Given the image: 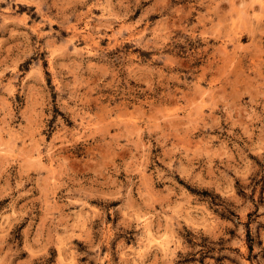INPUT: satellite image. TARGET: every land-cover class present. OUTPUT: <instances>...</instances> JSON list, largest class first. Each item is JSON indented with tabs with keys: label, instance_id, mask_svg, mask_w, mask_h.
Listing matches in <instances>:
<instances>
[{
	"label": "rangeland",
	"instance_id": "rangeland-1",
	"mask_svg": "<svg viewBox=\"0 0 264 264\" xmlns=\"http://www.w3.org/2000/svg\"><path fill=\"white\" fill-rule=\"evenodd\" d=\"M0 264H264V0H0Z\"/></svg>",
	"mask_w": 264,
	"mask_h": 264
},
{
	"label": "bare ground",
	"instance_id": "bare-ground-1",
	"mask_svg": "<svg viewBox=\"0 0 264 264\" xmlns=\"http://www.w3.org/2000/svg\"><path fill=\"white\" fill-rule=\"evenodd\" d=\"M149 229V228H148ZM146 230V232L148 231L149 233H150V230ZM148 232H147V234H148ZM152 233V232H151ZM151 236H153V234L151 235ZM151 236H149V237H151ZM155 236V235H154ZM153 238V237H152ZM149 239V238H148ZM157 241V240H156ZM159 241V240H158ZM163 242V241H162ZM148 243H149V240H148Z\"/></svg>",
	"mask_w": 264,
	"mask_h": 264
}]
</instances>
